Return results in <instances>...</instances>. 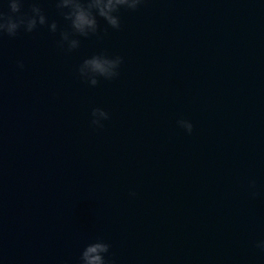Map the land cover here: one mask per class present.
I'll use <instances>...</instances> for the list:
<instances>
[{"label": "water", "instance_id": "1", "mask_svg": "<svg viewBox=\"0 0 264 264\" xmlns=\"http://www.w3.org/2000/svg\"><path fill=\"white\" fill-rule=\"evenodd\" d=\"M119 14V28L98 17L86 35L123 57L110 79L198 264H264V0Z\"/></svg>", "mask_w": 264, "mask_h": 264}, {"label": "clouds", "instance_id": "2", "mask_svg": "<svg viewBox=\"0 0 264 264\" xmlns=\"http://www.w3.org/2000/svg\"><path fill=\"white\" fill-rule=\"evenodd\" d=\"M145 0H62V5L70 9L67 13L68 19L71 21L72 28L81 34L96 31L98 27V17H103L108 24L114 28L121 25V9L137 10ZM9 6L13 13H19L23 6V0H9ZM34 15L25 17L24 15H6L0 13V34L16 35L18 30L23 28L26 31H32L37 24L46 23V17L40 14L39 7L34 6ZM56 24H52V29H56ZM64 39L69 41V46L74 48L78 46V41L69 39V33H64ZM123 62V57H106L94 56L86 59L80 72L84 75L94 73L97 75H105L111 77L116 74L119 65ZM19 66L23 68V62ZM96 80L92 79V84ZM91 123L94 126H103V122L110 118V113L103 108H94L91 113ZM178 125L191 133L194 124L190 119L182 118L177 121ZM250 189L255 195V181H250ZM134 195V193H133ZM111 245L102 238H96L91 242H87L80 253L79 264H115L114 260L109 258L108 254ZM256 247L264 251V239L256 242Z\"/></svg>", "mask_w": 264, "mask_h": 264}]
</instances>
